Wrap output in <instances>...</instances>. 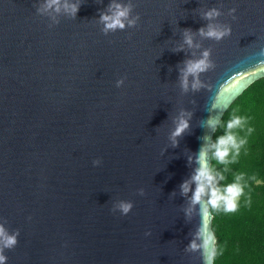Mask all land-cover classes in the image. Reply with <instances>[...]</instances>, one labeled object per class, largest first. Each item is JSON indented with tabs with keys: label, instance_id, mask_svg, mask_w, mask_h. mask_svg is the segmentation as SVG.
Listing matches in <instances>:
<instances>
[{
	"label": "water",
	"instance_id": "95a60500",
	"mask_svg": "<svg viewBox=\"0 0 264 264\" xmlns=\"http://www.w3.org/2000/svg\"><path fill=\"white\" fill-rule=\"evenodd\" d=\"M263 75L264 0H0V264H205L196 158Z\"/></svg>",
	"mask_w": 264,
	"mask_h": 264
},
{
	"label": "trees",
	"instance_id": "16d2710c",
	"mask_svg": "<svg viewBox=\"0 0 264 264\" xmlns=\"http://www.w3.org/2000/svg\"><path fill=\"white\" fill-rule=\"evenodd\" d=\"M237 116L247 123L243 130L232 131L248 142L241 147V156L235 164L215 163V171L225 177L218 180V186L222 188L226 183L235 182V175L241 172L245 174L242 183L251 175H256L261 183L246 189L250 193V204L242 197L238 211L212 213L213 249L218 245L221 251L215 264H264V75L249 83L230 102L217 122L210 145L228 132V122ZM249 127L254 129L251 135L247 133ZM211 151L210 165L214 163Z\"/></svg>",
	"mask_w": 264,
	"mask_h": 264
},
{
	"label": "clouds",
	"instance_id": "9594fccd",
	"mask_svg": "<svg viewBox=\"0 0 264 264\" xmlns=\"http://www.w3.org/2000/svg\"><path fill=\"white\" fill-rule=\"evenodd\" d=\"M53 4H58L59 0H52ZM67 9V5H65ZM117 12L113 16L102 15L101 20L105 22L106 29L115 30L117 27L123 28L124 23L123 19L126 18L128 14V9H121V6L117 5ZM58 10V9H57ZM78 6L73 5L71 7V12L75 14L77 12ZM206 18H212L214 15H218L216 10L209 11L205 14ZM131 23V22H130ZM202 35H206L209 38L221 39L224 35L227 34V29L221 31L213 26L209 25V30L205 33L203 29L200 30ZM185 42L191 46L192 40L189 35L185 36ZM208 53H204L206 58ZM208 63L206 59H201L199 61H189L186 64L184 70V79L182 81L183 86L187 87V76L195 75L201 71H205L208 68ZM196 87V84L193 85ZM247 123L246 119L237 116L236 118L230 120L227 124L228 132L223 136H218L215 142L212 145H206L201 147L199 155L196 158V162L199 164V167L195 170V174L192 176V182L196 184L195 192L192 196V202L194 204H201V234L204 230L207 229L209 223V213L223 211L224 213H234L238 211L240 201L242 197H245L247 202L251 203L250 193L246 192L250 190L253 184H260L261 181L257 178L256 175L248 176V180L244 183L245 174L243 172L235 175V182L226 183V186H218V180H224V175L215 171V163L222 165L235 164L238 157L241 156V147L245 145L248 141L247 138L239 139L237 134L233 132V129L243 130L244 125ZM209 128L215 126V121L209 119L207 122ZM189 127L186 120H181L177 125L175 131L172 133V140L175 144L176 137L181 136L185 130ZM254 131L253 128H247L248 135H251ZM208 138L205 137V140ZM211 151V159L214 161L212 165H209V151ZM191 159V158H190ZM227 171V168L225 169ZM189 182L185 181L181 185L183 193H187L189 190ZM205 197L207 199L205 200ZM206 205V206H205ZM130 204H122L121 208L123 212L127 213L130 209ZM3 230L0 229V234ZM16 243L14 237H7L5 242V247H11ZM191 247L195 248V244ZM205 252L207 253L204 256L205 264H215L216 257L220 254V248L216 245L215 249L212 248L211 239H205L203 245ZM5 258L0 255V261H3Z\"/></svg>",
	"mask_w": 264,
	"mask_h": 264
},
{
	"label": "snow or ice",
	"instance_id": "6c2138e0",
	"mask_svg": "<svg viewBox=\"0 0 264 264\" xmlns=\"http://www.w3.org/2000/svg\"><path fill=\"white\" fill-rule=\"evenodd\" d=\"M240 83L242 84V83H243V81H241ZM238 86H239V85H234L233 87H234V88H236V87H238Z\"/></svg>",
	"mask_w": 264,
	"mask_h": 264
}]
</instances>
